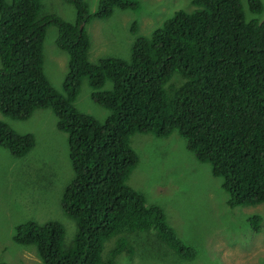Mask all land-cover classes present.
I'll list each match as a JSON object with an SVG mask.
<instances>
[{"label": "trees", "instance_id": "trees-1", "mask_svg": "<svg viewBox=\"0 0 264 264\" xmlns=\"http://www.w3.org/2000/svg\"><path fill=\"white\" fill-rule=\"evenodd\" d=\"M68 1L73 22L43 14L41 0H0V112L25 119L35 108L52 110L57 129L67 134L72 170L60 207L76 226L67 248L56 220L21 222L12 239L33 245L42 264H126L120 258L134 254L139 234L156 244L155 252L168 247L179 258H193L197 251L177 236L162 209L125 183L138 160L130 135L176 131L195 159L221 178L228 205L264 202V17L246 20L239 0H188L148 35H136L128 58L91 63L82 24L113 8L134 9L136 2L99 0L90 13L82 0ZM247 3L260 11L259 0ZM49 24L67 54L60 93L42 70ZM82 78L90 97L108 110L101 122L73 105ZM106 80L110 88L101 89ZM33 142L31 133L0 120V147L11 155H24ZM248 219L258 231L262 218L253 213Z\"/></svg>", "mask_w": 264, "mask_h": 264}, {"label": "rangeland", "instance_id": "rangeland-1", "mask_svg": "<svg viewBox=\"0 0 264 264\" xmlns=\"http://www.w3.org/2000/svg\"><path fill=\"white\" fill-rule=\"evenodd\" d=\"M43 14H55L65 21L74 20V5L68 0H41ZM90 13L99 0H82ZM134 9L113 8L103 18L89 19L83 26L88 35L87 60L116 57L126 59L136 35H148L176 9H186L188 0H133ZM260 11L249 9L247 0H239L246 20H262ZM81 25V24H80ZM134 26V27H133ZM56 26L49 24L42 45V70L50 85L59 93L67 71L66 51L55 44ZM106 80L101 89L110 88ZM86 78H82L74 107L101 122L108 110L90 97ZM17 133H31L32 147L22 156L11 155L0 147V264H42L33 245L17 244L14 226L26 220L44 223L58 221L63 228L62 246L71 245L75 222L64 214L60 196L72 176L68 160L67 134L56 127V117L48 107L35 108L25 119L0 112ZM130 146L137 162L125 183L144 198L146 204L159 206L166 222L177 236L191 245L197 254L179 258L168 247L152 250L156 244L139 234L134 254L120 259L126 264H264V202L257 205L230 206L207 163L198 162L176 131L167 136L134 132ZM258 214L260 229L251 228L248 217ZM112 244L104 243L102 257ZM161 248H165L161 252Z\"/></svg>", "mask_w": 264, "mask_h": 264}, {"label": "clouds", "instance_id": "clouds-1", "mask_svg": "<svg viewBox=\"0 0 264 264\" xmlns=\"http://www.w3.org/2000/svg\"><path fill=\"white\" fill-rule=\"evenodd\" d=\"M70 22H73V21H70ZM82 26H83V24H82ZM88 43H89V41H88ZM88 49V48H87ZM67 55V54H66ZM47 78V77H46ZM48 80V79H47ZM42 108V107H41ZM194 157V156H193ZM195 158V157H194ZM214 177H216V176H214ZM218 178V177H217ZM220 187H221V178H220ZM221 189H222V187H221ZM223 190V189H222ZM224 191V190H223ZM227 194V193H226ZM227 197H228V195H227ZM228 204V203H227ZM250 217V216H249ZM248 217V218H249Z\"/></svg>", "mask_w": 264, "mask_h": 264}]
</instances>
